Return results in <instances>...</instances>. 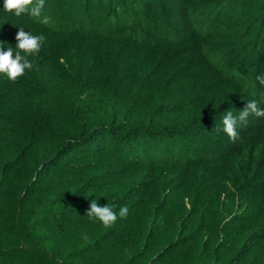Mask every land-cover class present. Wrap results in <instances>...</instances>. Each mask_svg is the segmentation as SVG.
Listing matches in <instances>:
<instances>
[{
  "label": "trees",
  "instance_id": "16d2710c",
  "mask_svg": "<svg viewBox=\"0 0 264 264\" xmlns=\"http://www.w3.org/2000/svg\"><path fill=\"white\" fill-rule=\"evenodd\" d=\"M3 10L0 264H264V0H45ZM23 54V53H22ZM217 129H221L218 131ZM98 205L127 206L109 227Z\"/></svg>",
  "mask_w": 264,
  "mask_h": 264
},
{
  "label": "clouds",
  "instance_id": "9594fccd",
  "mask_svg": "<svg viewBox=\"0 0 264 264\" xmlns=\"http://www.w3.org/2000/svg\"><path fill=\"white\" fill-rule=\"evenodd\" d=\"M44 7L45 0H3L4 11L14 13L17 17L27 14L43 24H48L50 18L42 16ZM15 39L17 41L15 53L12 47H9L6 51L0 48V74L6 75L12 81L23 76L25 70L33 68V64L27 57L40 51L44 37L42 35H32L23 28H18ZM257 80L261 85H264V76H257ZM250 115L264 117V109L259 108L254 100L246 103L238 117L234 116L231 111H227L222 120V131L227 134L230 140L235 142L239 135L237 125L245 124ZM217 130L220 131L221 129ZM114 207L108 204L100 206L96 200H93L86 215L90 220L99 221L105 227H109L117 221L118 217L126 219L129 213L127 206L120 207L118 214L114 211Z\"/></svg>",
  "mask_w": 264,
  "mask_h": 264
}]
</instances>
